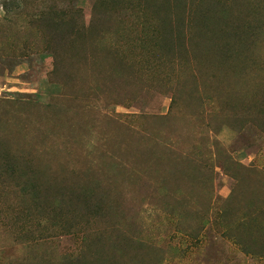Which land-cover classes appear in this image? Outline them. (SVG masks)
<instances>
[{"label":"rangeland","instance_id":"374dc122","mask_svg":"<svg viewBox=\"0 0 264 264\" xmlns=\"http://www.w3.org/2000/svg\"><path fill=\"white\" fill-rule=\"evenodd\" d=\"M0 264H264V0H0Z\"/></svg>","mask_w":264,"mask_h":264},{"label":"trees","instance_id":"16d2710c","mask_svg":"<svg viewBox=\"0 0 264 264\" xmlns=\"http://www.w3.org/2000/svg\"><path fill=\"white\" fill-rule=\"evenodd\" d=\"M203 12H205V10L202 9ZM197 18H200L199 16Z\"/></svg>","mask_w":264,"mask_h":264}]
</instances>
